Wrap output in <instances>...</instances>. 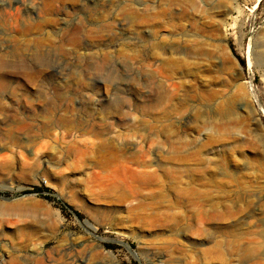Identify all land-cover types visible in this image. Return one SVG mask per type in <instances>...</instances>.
<instances>
[{"label": "rangeland", "instance_id": "obj_1", "mask_svg": "<svg viewBox=\"0 0 264 264\" xmlns=\"http://www.w3.org/2000/svg\"><path fill=\"white\" fill-rule=\"evenodd\" d=\"M0 102V264H264V0H0Z\"/></svg>", "mask_w": 264, "mask_h": 264}, {"label": "bare ground", "instance_id": "obj_2", "mask_svg": "<svg viewBox=\"0 0 264 264\" xmlns=\"http://www.w3.org/2000/svg\"><path fill=\"white\" fill-rule=\"evenodd\" d=\"M43 40V39H42ZM44 41H46V40H44ZM43 43H45V42H43ZM39 45H41V43H39ZM44 46V45H43ZM44 47H46V44H45V46ZM20 56V55H19ZM35 59H37V60H35L34 61V59H32V61L33 62H35V63H32L31 65H29V67L27 66H25L26 68H23V72H25L26 70H27V72H25V74L27 75V76H29V77H31V78H37V79H39V78H41V76H42V74L41 73H43L44 71H45V69L47 68V65H46V63H45V61L43 60V59H41V57L39 56V54H37L35 57H34ZM27 59V58H26ZM20 60H21V57H20ZM25 60V59H24ZM22 61V60H21ZM27 61V60H26ZM52 70V69H51ZM25 75V76H26ZM26 76V77H27ZM28 79V78H27ZM30 79V78H29ZM28 79V80H29ZM36 80V79H35ZM34 80V81H35ZM31 81V80H30ZM33 81V80H32ZM37 81V80H36ZM1 103V102H0ZM0 106H1V104H0ZM67 119V118H66ZM60 120V123H65V122H67V123H70V121L67 119V120H65V119H59ZM260 263V262H259Z\"/></svg>", "mask_w": 264, "mask_h": 264}, {"label": "trees", "instance_id": "obj_3", "mask_svg": "<svg viewBox=\"0 0 264 264\" xmlns=\"http://www.w3.org/2000/svg\"><path fill=\"white\" fill-rule=\"evenodd\" d=\"M242 64H243V65H245V62H244V61H242ZM61 207H63V209H65V207H64V206H62V205H61ZM75 214H76L77 216H79L80 218H82V214H81V213H79V212L75 211Z\"/></svg>", "mask_w": 264, "mask_h": 264}]
</instances>
